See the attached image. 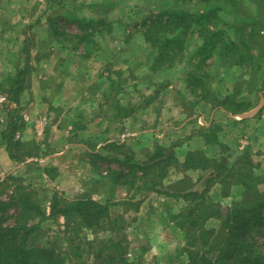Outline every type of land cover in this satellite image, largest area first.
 I'll return each instance as SVG.
<instances>
[{
	"label": "rangeland",
	"instance_id": "1",
	"mask_svg": "<svg viewBox=\"0 0 264 264\" xmlns=\"http://www.w3.org/2000/svg\"><path fill=\"white\" fill-rule=\"evenodd\" d=\"M33 4L18 22H15L18 20L15 18L11 24L0 25V77L3 79L15 74L18 68L27 63L32 68L30 88L21 96L19 106L26 129L18 133L17 139L27 144L22 153L31 150L39 155L18 163L10 158L7 147L0 145V183L8 176L17 179L9 183V188L0 198L9 200L18 184L24 186L47 213L46 217L34 218L29 224L40 226V236L45 242L55 243L63 238L65 221L63 218H48L54 197L70 202L82 195H89L102 203L109 201L115 204V214L126 212L131 222L126 231L131 262L181 264L187 257L178 256L180 249L176 245H171V251L162 257L156 253L161 245L152 244L147 237L146 227L150 223L147 222L146 210H160L163 215L158 220L161 223L158 222L159 226L166 229L171 225L174 228V232H171L178 234L184 245L181 230L175 229L168 220L169 212L179 213L185 202L169 198L167 194L106 187L105 178L109 170L118 168L115 164L92 157L91 152H97L109 142H120L135 151L138 159H144L147 152L159 143L152 132L145 134L141 140L138 136L133 137V134L140 133L136 130L137 124L133 126V115L139 109L152 106L156 112L163 109V114H156L158 121L150 120L147 124L156 123V135L160 141L165 133L170 134V140H173L171 146L179 156H182L183 150L199 146L198 139H201L208 156L224 153L233 161L242 154L250 153L259 166L258 172L264 173V61H261L263 68L259 69L255 66L241 67L232 61L233 66L228 71L225 68L230 63H225L227 66L222 67L220 72H215V62L210 61L203 69L210 73L211 89L215 94L207 96L199 105L196 103L198 99L183 80L187 72L196 70V65L193 66L188 57L170 73H165L167 70L154 72L152 50L143 38V23L152 15V11L158 6L171 8L172 3H166V0H33ZM64 4H68L69 8L62 7ZM72 6L75 7L73 11ZM238 6L240 9L227 15L231 21L245 16L242 10L245 3L241 1ZM74 15L102 18L112 24L109 31L103 29L105 35L95 37L97 45L92 47L88 58H84L86 52L83 47L73 49L70 36L63 37L68 46L66 50L55 42L56 26V29L68 35L79 32ZM53 23L56 24L54 29ZM190 42L192 45L188 51H193L195 42ZM218 79L222 81L218 83ZM234 92L239 99L245 100L247 120L242 123L245 128L237 130L241 135L235 137L233 134L238 123L231 121L225 125L227 120L217 116L215 121L221 127L219 138L222 136L225 139L220 142L229 150L206 145L200 131L197 132L196 126H193L195 118L214 110L220 98ZM1 97L6 98L0 102V124L3 129L11 109L17 108V105L11 104L7 96L0 94ZM116 105L125 108L130 117H115L112 111ZM175 106L188 112L191 120L186 128H181V124L170 126L169 119L177 118ZM103 118H106L105 121ZM42 120L47 122L42 125ZM229 133L234 138V148L228 144ZM83 135L86 137L83 138ZM189 135L192 137L187 138ZM60 153H64L60 157L65 160H56ZM208 174L188 173V185L204 190ZM184 177L179 170H172L160 189L165 193L179 191L182 187L175 188L174 185ZM261 189L264 190V184ZM215 192L216 189H213L211 195ZM239 198L240 191L234 188L230 197L217 198V201L222 203L225 210ZM126 200L139 202L140 211L136 213L122 206ZM9 224H13V220ZM208 226L217 227V223L209 221ZM85 234L88 240L110 236L104 233L96 235L91 231ZM163 235L166 238L169 236L167 231Z\"/></svg>",
	"mask_w": 264,
	"mask_h": 264
},
{
	"label": "trees",
	"instance_id": "2",
	"mask_svg": "<svg viewBox=\"0 0 264 264\" xmlns=\"http://www.w3.org/2000/svg\"><path fill=\"white\" fill-rule=\"evenodd\" d=\"M241 1L245 3L242 8L245 16L231 21L227 15L240 9ZM166 3L173 6H158L143 23V38L152 50V70H172L189 57L197 68L187 72L183 80L198 99L196 103L200 105L207 96L215 94L211 89L210 73L203 69L210 61L215 62V72H220L227 66L225 63L232 61L241 67H262L264 0H166ZM73 20L79 26V32L73 35L61 32L53 23L55 42L66 50L68 46L63 37L70 36L73 49L83 47L84 58H88L92 47L97 45L95 37L105 35L103 29L109 31L112 24L102 18L76 15ZM190 40L195 42L193 51H188L192 45ZM232 66L230 63L225 69L228 71ZM31 69L27 63L0 82V94L17 105L11 109L3 129L0 124V145H5L10 158L18 163L39 155L31 150L22 153L27 144L17 139L18 133L26 129L19 106L21 96L30 88ZM220 99L216 108H224L233 115L247 112L245 100L239 99L235 92ZM112 112L117 118L130 117L121 106L116 105ZM220 130V124L213 123L199 134L206 145L229 150L219 140ZM91 156L118 168L109 170L106 187L167 194L169 198L185 202L179 213L169 212L168 220L175 229L181 230L185 241L178 256L187 258L181 264H264V190L261 189L264 173L258 172L259 166L250 153L231 161L224 153L208 156L203 149H198L189 151L181 160L173 145L156 144L144 159H138L126 144L109 142L97 152L92 151ZM172 170L185 175L174 185L182 189L165 193L160 187ZM190 172L209 173L204 190L188 185ZM15 180V176H8L0 183V197ZM234 188L239 189L240 198L224 210L217 198L230 197ZM213 189L216 192L211 195ZM121 205L136 213L140 211V203L135 200H126ZM114 206L89 195L70 202L54 197L48 218L64 219V235L59 243L45 242L40 236V226L30 225L29 221L44 218L47 213L33 194L18 184L9 200L0 198V264H139L128 258L130 242L126 231L131 222L126 212L115 214ZM11 220L13 224H9ZM209 221H215L217 227H209ZM87 231L110 236L88 240Z\"/></svg>",
	"mask_w": 264,
	"mask_h": 264
},
{
	"label": "crops",
	"instance_id": "3",
	"mask_svg": "<svg viewBox=\"0 0 264 264\" xmlns=\"http://www.w3.org/2000/svg\"><path fill=\"white\" fill-rule=\"evenodd\" d=\"M33 4V0H0V25H4V24H11L13 23V21L15 20V22H18L21 17H23V15H25L27 13V9L28 7H32ZM62 7L64 8H69L68 4H64L62 5ZM75 7L72 6V10ZM14 22V23H15ZM172 70H167L165 71V73H170ZM2 80V78L0 77V81ZM156 107V106H155ZM175 108L177 109V118H168L169 119V124H171L170 126L176 127L178 125H180L181 128H186L187 123L191 120V118H189V115L187 113H185V111H182L183 109L180 106H175ZM156 114H163V109H161L160 111L156 112V110L154 108H152V106H146L144 107V109H139V111H137V113H135L133 115V126H135L137 124V128L136 130H138L140 133L137 134H133L134 136H138V139H143L145 134H149L150 132L153 133L154 137L156 140H158V143L160 145H164L166 147H170L171 143H173V140H170V134L165 133V135L163 136L162 141H160L158 139V135H156V123L155 125H148L147 123L150 120H154V121H158V116ZM217 116H223L224 119H226V123L225 125L229 124V122L234 121L237 122L238 126H236V131L233 134L235 137H237L238 135H241L240 132L238 133L237 130L243 129L245 128V126L242 124L243 121L247 120V116L245 113L243 114H239V115H233L232 113L227 112L224 108H215L214 110H209V112H206V114H204L202 117H198L195 118L196 120H194V124L193 126L197 129V132L200 130H205L207 128H209L213 123L218 124L219 122L215 121L218 117ZM162 117V116H161ZM160 117V118H161ZM106 118H103V120L105 121ZM114 119V118H113ZM178 121V122H177ZM179 123V124H178ZM189 124V123H188ZM241 126V127H240ZM237 132V133H236ZM229 141L228 144L230 145V147H236L233 143H234V138H232L231 133H229ZM183 135H187V134H183ZM181 135L183 138H186V136ZM193 135V134H192ZM181 136H179V138H181ZM83 138L86 136H82ZM192 137L191 135H189L187 138ZM220 141L223 142L225 139L221 136ZM199 141V146L194 147V148H188L187 150H183L182 152V156H180L181 160H184L186 154L189 151L192 150H198V149H205L204 148V144L202 142L201 139H198ZM81 145V144H80ZM72 147V146H71ZM73 148V147H72ZM232 152H236L235 150H233ZM64 154V153H60L59 159L56 160H65L62 159L60 156ZM144 210V209H142ZM146 214H147V219H149L148 224L149 226L146 227L147 228V233H148V239L149 241H151L152 244L156 243V246H159L158 252H156L157 254L164 256L165 253H167L168 251H171V245H176L177 248H181L183 246V243L181 242L180 237L178 236V234H174L172 232H174V228H172L171 225H169L166 229L163 227V229L161 228V226H159L158 224V220L160 219V217L162 218L163 213L160 212V210H156L153 208H150L149 210H146ZM160 223V222H159ZM161 225V223H160ZM152 227V228H151ZM173 230V231H172ZM167 231L168 235L167 238L163 235L164 232ZM172 231V232H171ZM163 232V233H162ZM173 234L174 238L170 237ZM176 236V237H175ZM170 240V242H169ZM159 243V244H158ZM151 244V246H152ZM160 248V249H159Z\"/></svg>",
	"mask_w": 264,
	"mask_h": 264
},
{
	"label": "built area",
	"instance_id": "4",
	"mask_svg": "<svg viewBox=\"0 0 264 264\" xmlns=\"http://www.w3.org/2000/svg\"><path fill=\"white\" fill-rule=\"evenodd\" d=\"M5 100H6L5 97H1V98H0V102H4ZM43 121H44V120L41 121V124H42V125H43L45 122H47V120L44 121V122H43Z\"/></svg>",
	"mask_w": 264,
	"mask_h": 264
}]
</instances>
